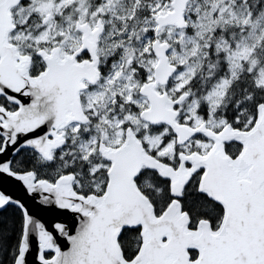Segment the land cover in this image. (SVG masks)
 <instances>
[{
    "label": "snow or ice",
    "instance_id": "snow-or-ice-1",
    "mask_svg": "<svg viewBox=\"0 0 264 264\" xmlns=\"http://www.w3.org/2000/svg\"><path fill=\"white\" fill-rule=\"evenodd\" d=\"M0 264H264V0H0Z\"/></svg>",
    "mask_w": 264,
    "mask_h": 264
},
{
    "label": "water",
    "instance_id": "water-1",
    "mask_svg": "<svg viewBox=\"0 0 264 264\" xmlns=\"http://www.w3.org/2000/svg\"><path fill=\"white\" fill-rule=\"evenodd\" d=\"M44 215H46V214H44Z\"/></svg>",
    "mask_w": 264,
    "mask_h": 264
}]
</instances>
